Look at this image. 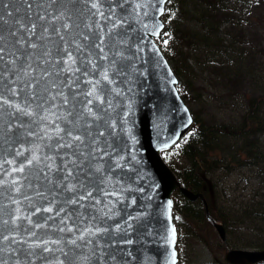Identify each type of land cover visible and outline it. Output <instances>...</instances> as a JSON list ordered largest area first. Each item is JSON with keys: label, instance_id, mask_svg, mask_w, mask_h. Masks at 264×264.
<instances>
[{"label": "water", "instance_id": "obj_1", "mask_svg": "<svg viewBox=\"0 0 264 264\" xmlns=\"http://www.w3.org/2000/svg\"><path fill=\"white\" fill-rule=\"evenodd\" d=\"M167 1L99 0L98 12L85 0H58L55 4L43 0L40 7L37 6L40 0H29L31 7L22 0H0L2 43L15 54L8 57L9 61L18 57L15 65L8 62L0 65L5 79H15L12 70L28 64L35 69L36 77L51 73L36 87L37 94L45 98L43 107H36L38 100L31 101V110L38 115H25L7 105L0 110V237H9L6 241L0 239V264H59L60 261L65 264H173V259L177 264L171 192L177 187L191 199L199 196L205 204V212L210 215L203 192L185 186L161 151L173 145L190 129L194 120L189 106L180 95L177 85L179 76L157 41L165 25L163 14ZM100 12L104 15L101 16ZM61 14L63 18L50 23L52 17ZM41 15L45 16L44 20L38 19ZM117 20L119 25L113 27ZM33 23L36 24L34 35L26 31ZM64 23L71 25L67 31L62 28ZM45 27L50 30L48 34L43 32ZM57 28L60 29L59 34L52 31ZM13 32L15 36L9 35ZM61 36L65 37L64 41ZM84 36L90 39L85 40ZM100 38L104 40L107 60L97 59L102 54L94 45L100 43ZM17 40L20 43H16ZM31 43L38 47L31 48ZM77 44L81 45V51H77ZM66 47L67 52L64 51ZM47 51L51 52L50 56L44 55ZM69 52L76 58L71 67L86 68L90 74L83 76L81 82L72 87L68 85L82 76L80 72L67 71L57 75L58 68L68 67L64 62ZM113 59L115 66H111ZM87 60L108 69L114 81L112 84L102 83L106 103L94 102L92 107L97 112V118L84 109L86 98L82 93L91 88L84 81L90 77L99 79V73L93 72V64L87 63ZM58 91L69 97L67 105L56 96ZM0 92H4L13 105L27 107V92L11 96L2 83ZM67 112L73 113L68 119L76 121L75 124L66 125L64 120L57 119L66 116ZM81 113H84L83 119L80 118ZM40 117L46 119L41 120ZM57 124L72 128L84 137L83 144L75 142L79 145L78 149L60 150L61 154H66V161L75 158L73 152L89 153L96 145L108 153H95L103 156V159L95 161L92 155L78 157L80 161H86L78 174L79 182L89 189L93 186L103 189L93 194L95 199L102 201L101 204H95V199L82 201L85 207L65 204L64 201L74 193L65 191L60 183L62 173L45 175L41 171L43 164L26 166L23 173L13 171L21 164L27 165L32 155L43 157L55 154V149L49 150L45 146L56 143ZM30 132L37 133L39 138L29 135ZM48 136L53 139H47ZM18 152L23 154L17 155ZM60 163L57 158L56 164ZM117 164L120 166L117 167ZM89 165H92L91 171ZM100 165L111 168L109 176L115 179L106 178L101 184L98 177L104 173L94 170ZM50 180L53 182L50 183ZM65 183H76V180L69 177ZM104 191L114 194L106 196ZM38 192H43L44 196L37 195ZM49 206L53 207L51 213L35 212L36 207ZM60 207H64L67 213L56 215ZM109 208L113 209L111 219L108 218ZM66 215L67 223L61 224ZM93 216L97 218L94 222L91 221ZM129 216L134 219L128 220ZM15 217L19 219L13 224L11 220ZM27 217L45 226L36 228ZM5 220L9 223L4 224ZM211 221L226 244L224 224L214 218ZM117 223L121 226L120 230L115 227ZM73 224L76 226L74 231H59L61 227ZM129 224L132 226L128 227ZM90 226L106 227L109 231L93 237L83 231ZM82 234L85 239H78ZM70 240H76V244L69 243ZM88 240L92 243H87ZM127 240L132 243L124 242ZM45 241L48 243L45 244ZM34 244H40V247H29ZM44 247L50 251L45 252ZM224 256L235 264H244L264 259V248L227 246Z\"/></svg>", "mask_w": 264, "mask_h": 264}, {"label": "trees", "instance_id": "obj_2", "mask_svg": "<svg viewBox=\"0 0 264 264\" xmlns=\"http://www.w3.org/2000/svg\"><path fill=\"white\" fill-rule=\"evenodd\" d=\"M238 0H168L163 14L165 26L160 31L158 43L179 76L180 95L197 88L189 72L195 74L194 65L202 61L212 63L222 75L218 81L224 86L238 89L246 85L247 47L245 41L237 42L228 29L232 9ZM165 41L167 43H165ZM215 62V64H214ZM234 69V70H233ZM253 82V81H251ZM256 82V83H255ZM253 82L257 89V80ZM250 98L242 118L237 123L229 121L205 122L191 110L194 122L191 129L178 138L171 156L164 158L177 173L180 181L193 191L203 192L207 203L200 197L191 199L178 189L173 194L172 215L179 224L185 221L191 230L198 231L201 224H212L211 218L225 226L227 243L222 239L215 242L219 254L227 246L264 247V163L258 160L253 139L264 127V115L259 106L264 104V87ZM245 165L253 170L246 176L251 183L241 199L227 191L222 181L212 179V172L219 167ZM227 189V190H226ZM211 221V223H210ZM214 225V224H213ZM217 232V231H216ZM224 256V255H223ZM216 258L219 263L235 264L225 256ZM247 264H264V259Z\"/></svg>", "mask_w": 264, "mask_h": 264}, {"label": "rangeland", "instance_id": "obj_3", "mask_svg": "<svg viewBox=\"0 0 264 264\" xmlns=\"http://www.w3.org/2000/svg\"><path fill=\"white\" fill-rule=\"evenodd\" d=\"M234 4L237 8L232 9L230 13L228 29L232 31L231 35L237 39V42L245 41V45L248 46L247 56L244 58L247 60L246 85L241 89H238L237 85L233 88L223 86L218 81L222 73L217 67L211 65L213 62L202 61L199 65L195 64L193 67L195 74L192 71H188V74L195 80L194 84L197 88L187 91V104L205 122L229 121L237 123L242 118V113L247 109L250 98L260 92L259 84L264 87V0H238ZM256 80L257 89L253 84ZM259 114L264 115V104L259 106ZM257 135L259 137L253 139L255 145L260 142L256 154L260 150L257 157L261 163H264V127L257 132ZM175 144L176 142L163 148L162 154L168 153L172 156L175 152ZM212 174L213 180L222 181L221 184L227 185L228 190H226L231 189L232 194L240 199L247 197L243 194L252 188V184H258L256 180L250 183L246 179V176H252L253 170L245 165L218 166ZM176 189L179 190L176 187L171 192L172 195ZM184 222L180 221L178 224L174 221L177 237L175 241L177 264H221L216 258L220 259L225 251L223 250L219 254L216 249L215 242L220 236L217 234L215 226L200 222L199 230L192 231L190 226L185 225ZM233 247L251 248L249 246Z\"/></svg>", "mask_w": 264, "mask_h": 264}, {"label": "snow or ice", "instance_id": "obj_4", "mask_svg": "<svg viewBox=\"0 0 264 264\" xmlns=\"http://www.w3.org/2000/svg\"><path fill=\"white\" fill-rule=\"evenodd\" d=\"M23 3H26L29 5V7H31V4L29 3V0H22ZM58 0H49L50 4H55L57 3ZM86 3L90 2L91 3V8L93 9H97V11L99 12L100 9V3L99 0H85ZM43 4V0H40V3L37 4L38 7L42 6ZM113 14H114V9H112ZM101 16L104 15L103 12L99 13ZM63 18V14H61V16H54L51 18L50 23H54L55 20L61 19ZM3 17L0 16V20H2ZM38 19L40 20H44L45 16L41 15L38 16ZM108 19H112V17H108ZM120 21L117 20L116 23L113 25V27H117L119 25ZM23 27V25H22ZM71 27V25L69 23H64L62 25V28L67 31L69 28ZM35 29H36V24L33 23L31 25V28H26V31L31 32L33 35L35 34ZM49 28L45 27L43 29V32L45 34L49 33ZM53 32H55L56 34H59L60 29H53ZM9 35L15 36L16 33H9ZM60 39L62 41L65 40L64 36H61ZM84 39H90L88 36H84ZM3 36H0V65L6 64V62L11 63L13 65H15L16 63V59H18V57H15L12 60H8V57H14V53L9 51V49L7 48V46H5L3 43ZM16 43H20L19 40L16 41ZM165 43H167L165 41ZM31 48L35 49L38 47L37 44L35 43H31L29 45ZM96 48H99L100 53L102 55H99L97 57L98 60H107L108 59V55L105 54V46H104V40L103 38H100V43L95 44L94 45ZM76 49L77 51H81V45L77 44L76 45ZM64 51H68V48H64ZM44 55L46 56H50L51 52L47 51L44 53ZM75 56L69 52L68 53V57L67 60L64 62L65 64L68 65V67L65 68H58L57 69V75H59L60 72H67V71H72L73 73L75 72H80L82 74V76L77 77L76 80H73L70 82V84L68 85L69 87L72 86H76L81 82V79L83 76H89V72L86 68L81 69L80 67H75L72 68L71 65L75 63ZM87 63L89 64H93V72L99 73V79H96L94 77H90L89 79L85 80L84 83H87L89 85H91L90 90L82 93V95L85 96V104H84V109L86 111L87 114L91 115L93 118H97V112L94 111L93 109V105L94 102L99 101L101 104L106 103V100L104 99V96L106 95L105 92V88L102 87V83L103 82H107L108 84H112L114 83V81L110 78L109 75V71L108 69H102L101 66L98 63H93L91 60H87ZM115 59H113L111 61V66H115ZM12 74L15 76V79H5L3 71L0 70V83H2L4 85V90L11 96H16L19 95L22 92H27V96L25 97V101L27 104V107L22 108L19 104H15L13 105L11 103V101L5 97L4 92H0V110L3 109V107L5 105L9 106V107H14L18 112H21L25 115H29V116H35L38 115V113L34 112L31 110V101L32 100H38L39 103L36 104L37 108H42L43 104L45 103V98L42 95H38L36 92V87L40 84V81L45 79L46 76L51 75V73H44L42 76L40 77H36L35 76V69H32V65L28 64L25 67L22 68H15L12 70ZM28 77H32V79H27ZM16 85V84H20L21 86L19 87H9V85ZM55 86V85H54ZM45 91H47V89H45ZM56 96H59L62 98L63 103L65 105H67L69 103V97L62 93V92H57ZM52 99H55V97H52ZM73 115L72 112H67L66 116H60L57 117V119H62L65 121V124H75L76 121L74 120H69L68 117H71ZM80 118L83 119L84 118V113L80 114ZM41 120L46 119L45 117H40ZM11 125H9V130H11ZM55 132L58 135V139L56 141V143L53 144H49L46 145L45 147L49 148V150L55 149V154L54 155H47L45 154L43 157H39L37 155H32L31 159L27 160V165L21 164L18 168L13 169V171H19L21 173H23L25 171V167L26 166H32L34 164H43V168H41V171L45 172V175H48L49 173H62V177L60 179V183L64 185V189L65 191H69L74 193V195L72 197H69L66 201H64L65 204H71V205H77L79 204L80 207H85L84 204H82V201H86V200H90V199H95L94 197V192L95 191H102L103 189L97 188L95 186H93L91 189H89V187L86 184L80 183L79 179H78V174L80 171L83 170V164L86 163V161L82 162L79 160V156H86V155H92V159L95 161L97 159H103V156H97L95 155V153L97 152H103L102 149L99 148V145H96V147H93L90 149L89 153H84V152H73L72 155L73 159L67 160L66 161V154H61L60 150L61 149H78L79 145H77L75 142L79 141L81 144H83L84 142V137H82L81 135L76 134L72 128H69L67 126L65 127H61L59 124L56 125L55 128ZM60 133H63V135H59ZM29 135L32 136H37L38 134L35 132H30ZM99 135H103V133H99ZM39 138V137H38ZM47 139L52 140L53 137L52 136H48ZM65 141V142H62ZM23 153L18 152L17 155H22ZM103 155H108L107 152H103ZM57 158L60 159L61 163L60 164H56V160ZM66 161V162H65ZM9 163H13L12 161H9ZM69 165H72L74 167H70ZM117 167H119L120 165H116ZM46 170V171H45ZM89 170H92V165H89ZM95 172L96 173H104L103 176L98 177V179L100 180V183L103 184L105 182V179H115L113 177L109 176V173L112 171L111 168H106L103 165L100 166H96L95 167ZM72 177L73 180H76V183H65V181H68V178ZM50 183H52L53 181H49ZM118 183V181H116ZM0 183H2V181H0ZM13 183H16V181H13ZM82 190V191H81ZM17 191H19V189H17ZM114 193H109L107 191H104V195L108 196V195H113ZM37 195L39 196H44L43 192H38ZM26 199H30L29 197H25ZM15 203V201H14ZM54 203V202H52ZM102 201L99 199H95V204H101ZM93 207H95V205H93ZM17 211H19V209H17ZM47 212V213H51L53 212V207L49 206V207H44V208H40V207H36L35 212L39 213V212ZM61 212L67 213V210L64 207H60L59 210L57 211L56 215H59ZM108 212L110 215H108V218L111 219L112 218V213H113V209L109 208ZM33 215H35V213H33ZM51 218V217H49ZM19 219V217H15L11 220V223L15 224L16 220ZM28 221L30 224H33L34 227L36 228H40V227H44L45 225H42L38 222L34 223L31 220V217H27ZM97 218L95 216L91 217V221H95ZM134 219L133 217L129 216L128 220H132ZM61 224H66L67 223V215L61 219ZM4 224L9 223V221L5 220L3 221ZM132 225L129 224L128 227H131ZM116 229L120 230V224L117 223L116 224ZM76 228L75 224H73L70 227L64 228L61 227L59 229V231L61 232H72L74 231ZM84 233H87L88 235H91L93 237H98L101 233L104 232H108L109 229L106 227H100L97 226L95 228H92L91 226L84 229L83 230ZM174 232V229H173ZM34 235V233H33ZM0 239L2 240H9L8 236H2L0 237ZM78 239L80 240H84L85 237L84 235H80L78 237ZM87 243H92L91 240L86 241ZM126 243H132L131 240H127L124 241ZM45 244H47L48 242L45 241ZM52 243H58V241H52ZM69 243L75 245L76 244V240H70ZM29 247H40V244H34V245H29ZM45 252L50 251L49 248L44 247L43 249ZM61 251H63L61 249ZM65 256L68 255V253H64ZM173 258L175 257V253L173 252ZM59 264H65L64 261H60ZM173 264H175V261L173 259Z\"/></svg>", "mask_w": 264, "mask_h": 264}]
</instances>
